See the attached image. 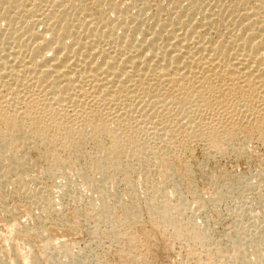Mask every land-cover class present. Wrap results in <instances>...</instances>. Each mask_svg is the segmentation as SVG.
I'll return each mask as SVG.
<instances>
[{"label": "bare ground", "instance_id": "1", "mask_svg": "<svg viewBox=\"0 0 264 264\" xmlns=\"http://www.w3.org/2000/svg\"><path fill=\"white\" fill-rule=\"evenodd\" d=\"M103 1H97L99 6ZM118 1L110 0L108 6H103L107 8V13L110 9L113 11V16L109 19V13L107 16L104 9L100 10L102 17L99 15L94 17L96 15L93 16L91 5H86L84 0H0V22L6 21L8 26L7 34L3 32L4 29L0 30L5 33L4 35L0 33V50L5 49L4 53L0 54V80L3 77L10 79H7L9 83L6 94L10 97H8L10 100L6 97L8 101L12 103L27 101L24 113L18 114L16 110L19 107L10 111V103L5 106L3 104L6 103L5 99L3 100L5 96L0 94V154L5 155L0 162V168L3 163L8 162L12 167L9 171L10 178L13 175L12 180L21 182L25 177L30 176V167L27 162L28 165L19 168L18 165L26 156L15 152L9 153V148L19 143L26 144L30 140H36L46 147L60 144L59 146H65L72 153H80L78 147L84 142L82 139L91 138L99 155L92 159L90 165L94 171L103 175L107 168L118 171L122 158L131 156L139 161L147 155L146 151L154 154V150L147 149L149 145L147 142L143 145V142L136 138L138 132L131 130L133 123L135 127L138 125L137 115L148 116L150 113L147 110L150 104L147 106L144 104L146 107L138 111V107L130 103L128 99H132L136 92L140 93V96L143 94L144 97L151 96L154 101L157 100L150 107L152 113L163 114V119L157 115L158 119L163 121L161 124L159 122L160 128L155 130V135L164 133L169 126H172L175 119L172 115L174 110L184 112L182 114L194 110L191 106L194 102L191 99L197 96L199 102L195 101L199 106L201 101L207 111L214 103L219 113L220 109L226 111H223L226 113V118L231 117V113L237 110L235 108L245 107L247 113L243 112L244 116L258 115V118L252 117L257 123V127L254 128L264 136V103L256 105V99L259 98L261 102L262 99L264 100V0H255L263 11L260 9V13H256L253 18L249 17L248 12L247 15L239 16L238 21H236L238 11L235 12L238 8L235 10L232 7L226 10L227 4L225 8L221 4L222 7L218 6L220 9L216 8L219 12L213 13L212 10L205 9L211 2L207 6V3L205 5L204 3L209 0H191L192 2H189V5L186 3L185 6L177 0L169 7L171 13L163 12L165 8H160L161 2L159 3L161 6L155 8L147 0ZM97 3L95 6H98ZM169 5L170 3L167 6ZM211 5L210 8L213 7ZM242 6H244L243 10L246 9L248 1H244ZM197 14H200V17H197ZM219 14L224 15V18L222 16L220 18ZM13 17L18 21L14 22ZM183 17L184 21H180ZM50 78L55 79L52 82L54 88L67 83L64 91H58L59 88L46 91L45 88L49 86L47 81ZM3 82H0V88ZM217 86L222 92H217L220 93L219 95L215 91ZM164 98L170 103L165 100L166 104H162ZM125 100L128 101L124 102ZM135 100L134 102L138 103L137 98ZM66 101L73 105V110L78 106L82 108L79 107L78 116L86 111L87 116L82 119L76 117L77 113L74 114L76 119L80 120L77 123L78 120L74 119L76 126L65 118L63 106ZM186 108L191 109L185 112ZM76 111L77 109L74 112ZM116 111L120 114L117 115ZM220 119L215 121L219 123ZM150 121L152 119H148L147 122L150 124ZM217 122L215 123L218 124ZM225 123L227 124L221 123L218 126L210 123L204 125L207 131H210L211 142L215 145L228 141L237 128L234 121H225ZM21 127L28 128L29 132L18 138L15 131ZM171 134L173 133L169 136ZM101 137L109 138L110 144L104 146ZM21 150L23 149L19 151ZM66 166L65 161L53 158L46 172L52 174L53 169L61 170ZM132 166L130 165V172L133 170ZM0 176L9 178L6 173ZM83 180L91 188L100 190L101 201L107 202L108 199H105L107 191L103 189L102 184H95V181L93 182L89 177ZM126 180L129 181L127 177ZM145 181L152 185L148 178ZM153 199L149 203V217L154 218L164 229L173 226L172 234L182 236L180 229L187 224L183 222L185 220L180 222L178 217L172 214L175 211L174 208H171L173 212L170 210L167 199L162 200L160 197V201L155 203ZM51 208H53L52 204L46 203L45 209ZM106 210L111 213L110 208ZM104 217L110 219L111 216L107 214ZM197 226L189 225L186 236L195 244L198 243L197 241L201 244L204 240L203 233ZM195 236L200 237L199 240ZM133 237H130L131 242ZM77 263L80 264V262L72 264Z\"/></svg>", "mask_w": 264, "mask_h": 264}, {"label": "rangeland", "instance_id": "2", "mask_svg": "<svg viewBox=\"0 0 264 264\" xmlns=\"http://www.w3.org/2000/svg\"><path fill=\"white\" fill-rule=\"evenodd\" d=\"M97 1L86 2L84 0L86 5H91V10L94 11L92 14L96 15L94 17H102L101 11L104 9L107 13V8H104V5L108 6L110 0H104L105 2L103 1L101 6ZM147 1H150V4L155 8L162 5L160 8H165L163 12L171 13L169 7L177 0H152L155 3H152L151 0ZM179 1L185 6L186 3L189 5V2L193 0ZM244 1H248V7L243 10ZM256 2L255 0H209L204 5L207 3V6L210 3L209 6H205V9H210L213 13L219 12L222 5L225 8L226 4L228 7L226 10L232 7H234L233 9L238 8L235 9V12L238 11V17L235 20L238 21L239 16H243V14L247 15L249 12V17L253 18L260 9L263 11ZM96 3L98 8L95 6ZM169 3L170 5L167 6ZM228 4L230 5L228 6ZM210 5L213 6L212 9ZM216 8L219 9L216 10ZM210 10L206 11L209 13ZM112 12L111 9L108 12L109 19L113 16ZM197 15L195 17H200V14ZM218 16L224 18L222 14ZM234 16L236 18L237 14ZM184 19L183 17L180 21H184ZM16 20L18 21L15 18L14 22ZM5 22H0L2 28L0 30L4 29L3 32L7 34L8 26ZM3 32L0 31L4 35ZM4 50H0V52L2 51L0 54H3ZM48 53L50 54V52ZM7 79L3 77L0 80V82L5 80L3 82L5 85L3 84L0 88V94L5 96L3 100L5 99L6 103L3 104L6 106L10 103V111L19 107L16 112L22 114L27 101H16V104V102L12 103L7 100L10 98L7 95V84L9 83ZM53 81H55L54 78L47 81L48 88L52 86ZM66 84L56 88L54 86L49 89L46 87L45 90L59 88L58 91H64ZM217 88L219 87L217 86ZM217 88H215L216 93L221 91L220 88V90ZM137 93L128 100L131 104L133 103V106L138 107V111L148 104L151 106L157 102L151 96L145 95L146 98L143 94L140 96V93L137 97ZM136 98L138 103L134 102ZM192 98L194 104L191 106L194 110L186 108L185 112L189 109L192 111L185 114H182L184 113L182 111L174 110L172 115L176 121L173 120L171 124L173 127L169 126L165 130L166 134L164 131V133L161 132L162 134L155 135V130L160 128L163 121V114L152 113L153 111L148 105V109L146 108L150 112L147 113L148 116L137 115L139 126L135 127V123H133L134 127L132 126L131 130L138 132L139 135L137 134L136 138H139L143 145L147 142L150 145L148 147L147 144V149L154 150V154H149L146 151L147 155L140 158L139 161L136 157L132 158L131 156L125 157L126 159L122 158L119 165L120 168L122 166V169L119 168V172L116 169L107 168L103 175L91 168L92 159L99 155L94 140L91 138H88L89 140L82 139L84 142H81L78 147L80 153H72L65 146H59L60 144L46 147L36 140L11 146L9 153L15 152L26 156L23 157L24 159L22 158L23 161L18 167L21 168L29 163L30 176L25 177L21 181L22 183L17 182L12 180L13 175L11 178V175L9 176L12 167L8 162L3 163L0 168V170L2 169L0 174L6 173L9 177L0 176V264H72L73 262H80V264H264V136L254 128L257 127V123L253 120L258 118V115L244 116L243 112L247 113L245 107L239 106L235 108L237 109L234 110L235 113H231L232 119L231 117L228 119L226 111L220 109L219 113L214 103L210 108L212 110L207 109L206 111V107L202 105L201 101L199 106L197 96ZM163 100L162 104H166L165 100L168 102L166 98ZM148 101L150 103H147ZM256 101V105L264 103L263 99L262 102L259 98ZM258 101L260 102L258 103ZM70 102H65L69 105L64 103L63 112L66 120L70 123L72 121L76 126L75 121L78 120L76 121L78 123L79 119L85 118L87 115L85 111L84 114L80 113L78 116V110L81 107L78 106L77 111L74 112L76 109L73 110V105ZM218 113H222V117L218 116ZM74 114L79 119H76ZM116 114L118 115L120 112L116 111ZM71 115L75 118L72 116L71 119ZM157 115L162 119H158ZM225 118L226 120H224ZM74 119L76 120L74 121ZM148 119H152L153 122L150 121L149 124ZM218 119H220L219 123ZM225 121H234L237 128L234 129L231 140L228 139V141H222L215 145L211 142L210 131H207L204 125L208 123L214 126L221 125V123L227 124ZM110 123L112 124L111 121ZM24 127L15 131L16 137L22 138L29 132V129H24ZM169 132L173 134L169 136ZM165 136L168 137L165 138ZM101 139L104 146L110 144L109 138L101 137ZM21 148L23 150L19 151ZM4 158L5 155L0 154V162ZM53 158L65 161L67 166L62 168L63 170L53 169L52 174H48L46 170L50 168ZM130 165L133 169L131 172ZM106 175L109 177L105 178ZM86 177L95 181V184H102L103 189L107 191L108 196H105V199H108L107 202H105L106 200L101 201L100 190L91 188L85 183L83 179ZM126 177L129 181L126 180ZM147 178L152 182V185L145 181ZM2 190L3 192H1ZM109 194H111L110 199ZM158 196L162 200L167 199L168 207L170 210L174 208L175 212L172 214L176 218L178 217L180 222L185 220L183 222L187 223L185 227L183 224L184 228L180 229L181 233H179L180 235L183 233L182 236L172 234L173 226L170 225L171 228L164 229L154 218L149 217V203L153 198L154 203L160 201ZM46 203H51L53 208L46 210ZM108 208L111 209V213L106 210ZM107 214L111 216L110 219L104 217ZM189 225H198V229L203 233V243L199 244L197 241L198 243L195 244L188 240L186 235H188ZM129 236H134L132 242ZM198 238L200 237L196 239Z\"/></svg>", "mask_w": 264, "mask_h": 264}]
</instances>
